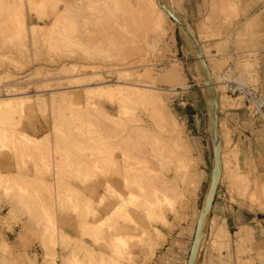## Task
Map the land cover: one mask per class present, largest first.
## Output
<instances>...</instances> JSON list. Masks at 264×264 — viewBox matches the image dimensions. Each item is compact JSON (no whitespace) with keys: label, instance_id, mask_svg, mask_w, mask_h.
Masks as SVG:
<instances>
[{"label":"rangeland","instance_id":"rangeland-1","mask_svg":"<svg viewBox=\"0 0 264 264\" xmlns=\"http://www.w3.org/2000/svg\"><path fill=\"white\" fill-rule=\"evenodd\" d=\"M134 1L0 0V98L8 102H0V264H155L166 239L183 264L215 147L218 200L264 215L257 158L241 153L228 124V109L244 97L226 85L263 87L264 0H175L183 30L172 18L164 30L143 24ZM170 73L175 81L164 80ZM124 83L158 92L176 125L160 129L140 93L103 98L91 89ZM179 91L200 107L202 142L188 136L180 116L192 99ZM156 133L175 138L182 153L161 152Z\"/></svg>","mask_w":264,"mask_h":264},{"label":"crops","instance_id":"crops-1","mask_svg":"<svg viewBox=\"0 0 264 264\" xmlns=\"http://www.w3.org/2000/svg\"><path fill=\"white\" fill-rule=\"evenodd\" d=\"M259 66V75H264V56L259 58ZM176 74L181 75L180 72ZM262 78L263 87L259 86L258 90L264 94V76ZM179 92L184 98L190 96L192 99L189 103L190 114L180 116L189 127L188 136L193 143L202 142L206 128L201 123L200 107L194 97L187 95L188 92ZM244 105L228 109L230 115L228 124L233 128L234 139L241 153L249 159L257 158V175L264 180V125L251 119ZM218 191L219 189L202 226L203 238L197 264H264V215L259 211L253 213L243 205L226 202V199L221 203L218 200ZM199 214L195 220V227ZM166 240L165 244L168 246L161 254L155 253V264L167 262L179 264L181 262L179 255L177 254L176 258L173 257L175 254H172L176 250L173 241ZM191 246L192 242L189 253ZM180 256L183 255L180 253ZM188 256L183 264H187Z\"/></svg>","mask_w":264,"mask_h":264},{"label":"bare ground","instance_id":"bare-ground-1","mask_svg":"<svg viewBox=\"0 0 264 264\" xmlns=\"http://www.w3.org/2000/svg\"><path fill=\"white\" fill-rule=\"evenodd\" d=\"M117 1V0H116ZM133 1V0H132ZM135 3H137V4H135V5H138V6H140L141 8H142V10L140 11V12H145V14L144 13H142L143 15H145L144 17H143V15H141L142 16V19L143 18H145V19H143V21L142 22H144V21H146L147 23H149V22H154V23H156V25H157V27L159 28V29H161V30H164V26H165V24H166V21H167V19H169V18H171L170 17V15H169V13H171V14H173V8L171 7V3H174L175 2V0H139L138 2H136V0L134 1ZM176 2H179V0L178 1H176ZM175 2V3H176ZM126 3H127V1H126ZM178 4V3H177ZM119 5H120V3H119ZM122 5H123V2H122ZM123 6H125V5H123ZM176 6H179V5H176ZM176 6H175V8H176ZM117 7H119L118 5H117ZM116 7V8H117ZM126 7H127V5H126ZM132 7V6H131ZM134 7H136L137 9H138V11H139V8L137 7V6H133V8ZM130 8V7H129ZM135 8V9H136ZM118 9V8H117ZM127 9V8H126ZM130 10V9H129ZM128 10V11H129ZM132 10V9H131ZM131 10H130V12H131ZM124 11V10H123ZM137 10L135 11L136 13L138 12ZM128 15H129V13H128ZM133 15H134V12H133ZM132 15V16H133ZM127 17V16H126ZM129 17H131V15H129ZM132 18H134V17H132ZM118 19V18H117ZM131 19V18H130ZM136 19V18H135ZM122 20V19H121ZM134 20V19H133ZM149 22H148V21ZM117 22H119V21H117ZM123 22H125V21H123ZM132 22V21H131ZM130 22V23H131ZM134 22V21H133ZM137 21H135V23H136ZM146 22H144L143 24H145ZM151 22V23H152ZM134 23V24H135ZM177 24V23H176ZM123 25V24H122ZM148 25H150V24H148ZM184 25V24H183ZM186 26V25H185ZM152 27V26H151ZM114 28V27H113ZM134 28V27H133ZM141 28H144V27H141ZM185 29H186V27H184ZM184 28H182V30L184 29ZM188 28V27H187ZM181 29V28H180ZM140 30V29H139ZM184 31H186V30H184ZM188 31V34H190L191 35V33L189 32V29L187 30ZM187 33V32H186ZM184 36V35H183ZM187 37V36H186ZM185 37V38H186ZM122 38V37H121ZM142 38V37H141ZM188 38H190V36L189 37H187V39ZM189 41V40H188ZM194 41V40H193ZM190 42H192V40L190 41ZM190 44V43H189ZM197 48V47H196ZM198 49V48H197ZM136 50V49H135ZM201 52V51H200ZM196 54V53H195ZM198 57V56H197ZM198 59V58H197ZM200 59V58H199ZM201 63V62H200ZM202 64V63H201ZM148 72V71H147ZM149 73V72H148ZM201 76V75H200ZM164 80H169V81H175V77H174V74L173 73H170V74H167L165 77H164ZM201 80V79H200ZM204 81V80H203ZM113 83V82H112ZM204 83V86L208 83L207 81H204L203 82ZM137 85H130V84H114V86H110V85H101V84H98V85H96L94 88L92 87L91 89H93L95 92H96V95L97 96H100V97H109V98H111V97H122V94L121 93H123V91H125V93H127V94H131V96L133 97V96H136L137 94H139L140 93V95L139 96H145V97H147L146 99H147V102L149 103V104H151L150 106L152 107L151 109H154V110H152L153 112V117L154 118H157L156 119V122H157V125H158V127L161 129V128H167V127H174L176 124H175V122H176V120L173 118V116L171 115V113H169L168 111H164L163 110V99H162V97H161V95L158 93V92H156L155 90V92L153 91L151 94H146V93H144V92H142V90H137L136 88L138 87H136ZM68 88V87H67ZM139 88V87H138ZM65 89V88H64ZM139 89H141V88H139ZM102 98V99H103ZM4 99V98H3ZM8 99V98H7ZM5 101V100H4ZM0 102H2L1 101V98H0ZM4 103H6V104H4ZM7 103L8 102H2V104H4V105H6V106H8L7 105ZM208 103V102H207ZM1 104V103H0ZM58 106V105H57ZM104 110V109H103ZM101 111V110H100ZM104 113H105V115H107V116H110L109 114H108V112L106 111V110H104L103 111ZM216 132H217V130H216ZM24 137H26V136H24ZM169 137V138H168ZM167 138H166V140H164L165 138H162V135H161V137L159 136V133H156V136L154 137V139L155 140H157V144H159V143H161V141L159 142V140H161V138L164 140H162V143H164V144H162V146H160L159 145V147H162V149H160L159 148V150H161V152H162V150L164 151L165 150V152H168V154L169 155H171V153L173 152V153H176V151H177V153H178V151L179 152H181L182 153V148H181V146H180V144H178L177 143V140H175V138L173 139L172 137H171V141L172 142H170V141H167V140H170V136H168ZM212 137H213V141H214V143H215V135L213 136V133H212V136H211V139H212ZM26 140L27 139H29V136H28V138H25ZM32 138H30V140L29 141H32L31 140ZM34 141H38L39 143H40V141H41V137H39V138H34L33 139ZM29 141H28V143H29ZM33 141V142H34ZM217 141V140H216ZM25 142H27V141H25ZM33 142H31L32 144H33ZM37 142V143H38ZM168 142V143H167ZM35 143V142H34ZM36 147V146H35ZM215 149H218L217 147H215ZM181 150V151H180ZM158 153H160V152H158ZM172 153V154H173ZM162 154V153H161ZM160 154V155H161ZM165 155H168V154H166V153H164ZM180 154V153H179ZM169 155L166 157V158H169ZM175 155V154H174ZM178 155V154H177ZM176 156V155H175ZM175 156H173V157H175ZM171 157H172V155H171ZM170 157V158H171ZM181 157V156H180ZM173 159V158H172ZM178 159V158H177ZM177 161V160H176ZM181 161V160H180ZM179 161V162H180ZM186 162V161H185ZM178 165V164H177ZM184 166H186V165H184ZM154 167V166H153ZM220 167V166H219ZM181 170V169H180ZM184 173V172H183ZM0 175H2V174H0ZM4 175V174H3ZM233 175V174H232ZM235 176V175H234ZM233 176V177H234ZM237 176V175H236ZM6 177V176H5ZM20 177H21V175H20ZM23 177H25V175H23ZM8 178V177H7ZM2 179V178H1ZM4 179V178H3ZM159 179H161V181H163V182H165L167 185H172L173 186V183H174V180L173 179H171V178H168V177H166V176H162V177H160ZM235 179V178H234ZM233 179V180H234ZM25 181V180H24ZM38 181V180H37ZM182 181V180H181ZM238 182H236L237 184L240 182L239 180H237ZM36 182V181H35ZM8 183V182H7ZM14 184V183H13ZM40 184H41V182H40ZM44 184V183H43ZM161 184V183H160ZM236 185V184H235ZM238 186V185H237ZM109 187V186H108ZM175 187V186H174ZM173 188V187H172ZM169 189H170V186H169ZM167 190V189H166ZM175 190V189H174ZM174 190H172L171 189V191L172 192H174ZM168 191V193H169V191L170 190H167ZM166 191V192H167ZM170 191V192H171ZM165 192V193H166ZM102 195V194H101ZM168 196H173V195H168ZM167 196V197H168ZM102 198V197H101ZM121 198V197H120ZM205 217H207V216H205ZM205 219L206 218H204L203 219V222H202V225H201V237H200V243H199V248H198V251H197V255H196V257H195V260H194V263L193 264H197V259H198V255H199V251H200V245H201V241H202V238H203V232H202V226H203V224H204V221H205ZM87 225H89V224H87ZM93 226H95L94 224L92 225V227ZM88 228V227H87ZM204 228V227H203ZM92 229V228H91ZM89 230V229H88ZM204 230V229H203ZM94 231H95V229H94ZM92 233H93V231H92ZM95 233V232H94ZM195 233V232H194ZM119 237V236H118ZM81 241V240H80ZM106 241H107V239H106ZM112 241V240H111ZM79 243V242H78ZM111 243V242H110ZM82 244H84V242L82 243ZM82 246V245H81ZM83 246H85V245H83ZM87 246V245H86ZM88 247H89V245L87 246V248L85 249V251L88 249ZM92 248V247H91ZM83 249H84V247H83ZM90 249V248H89ZM91 251V250H90ZM96 253V252H95ZM90 254V253H89ZM93 255V254H92ZM91 255V256H92ZM96 255H97V253H96ZM95 255V256H96ZM94 256V257H95ZM99 257H101V255L99 256ZM107 257V256H106ZM96 258V257H95ZM94 258V259H95ZM97 258H98V255H97ZM105 258V257H104Z\"/></svg>","mask_w":264,"mask_h":264},{"label":"water","instance_id":"water-1","mask_svg":"<svg viewBox=\"0 0 264 264\" xmlns=\"http://www.w3.org/2000/svg\"><path fill=\"white\" fill-rule=\"evenodd\" d=\"M169 15L177 23L178 27L183 28V24L181 23V21L179 20V18L176 15H173L171 13H169ZM200 61L202 63V66H203L205 72L208 73L207 66H206L205 61L202 58V56L200 57ZM207 89L208 90L211 89L210 94L212 95V101L214 104L213 107H214V111L216 112V100L213 97V90H212V88H210L209 85H207ZM215 112H214V117H215ZM213 122L214 123H213L212 133L214 136L216 134L215 132L217 130V123H216L215 119ZM211 141L214 144L213 137H212ZM219 166H220V151L218 149H215V151H214V166H213L212 175H211V183H210V187H209V191H208L209 193L207 195L205 205L203 206V208L199 214L197 223H196L195 233H194V237H193V241H192L191 250H190V253L188 256L187 264H193L195 257L197 255V251H198L199 243H200V237H201V225H202L203 219L207 215V213H208V211H209V209L213 203L215 193H216V189H217V183H218L219 176H220Z\"/></svg>","mask_w":264,"mask_h":264},{"label":"built area","instance_id":"built-area-1","mask_svg":"<svg viewBox=\"0 0 264 264\" xmlns=\"http://www.w3.org/2000/svg\"><path fill=\"white\" fill-rule=\"evenodd\" d=\"M226 85L227 91L231 95L244 97L248 116L264 125V94L254 88L243 85L240 81L227 80Z\"/></svg>","mask_w":264,"mask_h":264}]
</instances>
